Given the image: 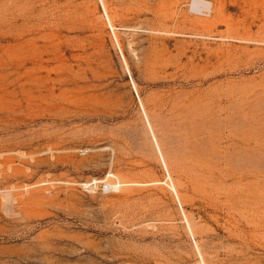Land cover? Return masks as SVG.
Masks as SVG:
<instances>
[{
	"label": "rangeland",
	"instance_id": "374dc122",
	"mask_svg": "<svg viewBox=\"0 0 264 264\" xmlns=\"http://www.w3.org/2000/svg\"><path fill=\"white\" fill-rule=\"evenodd\" d=\"M201 1L0 0V264H264V0Z\"/></svg>",
	"mask_w": 264,
	"mask_h": 264
},
{
	"label": "bare ground",
	"instance_id": "6f19581e",
	"mask_svg": "<svg viewBox=\"0 0 264 264\" xmlns=\"http://www.w3.org/2000/svg\"><path fill=\"white\" fill-rule=\"evenodd\" d=\"M193 5H194V8L197 10L205 11V12L209 10L211 12V8H209V6L204 4V2L201 0H197V2H195V4Z\"/></svg>",
	"mask_w": 264,
	"mask_h": 264
},
{
	"label": "built area",
	"instance_id": "2783aa9c",
	"mask_svg": "<svg viewBox=\"0 0 264 264\" xmlns=\"http://www.w3.org/2000/svg\"><path fill=\"white\" fill-rule=\"evenodd\" d=\"M111 185L110 184H104L103 186H102V191L103 192H110V190H111Z\"/></svg>",
	"mask_w": 264,
	"mask_h": 264
}]
</instances>
